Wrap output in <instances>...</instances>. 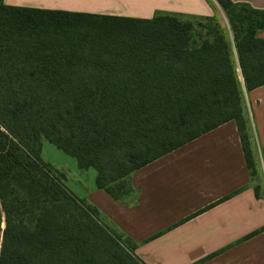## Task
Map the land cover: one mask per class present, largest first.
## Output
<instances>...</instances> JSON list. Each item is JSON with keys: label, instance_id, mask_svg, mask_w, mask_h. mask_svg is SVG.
<instances>
[{"label": "trees", "instance_id": "trees-1", "mask_svg": "<svg viewBox=\"0 0 264 264\" xmlns=\"http://www.w3.org/2000/svg\"><path fill=\"white\" fill-rule=\"evenodd\" d=\"M214 1L225 23L193 17L201 34L171 13L0 0V264H143L42 159L41 138L93 168L96 187L118 200L132 172L234 121L256 177L242 100L264 85V11Z\"/></svg>", "mask_w": 264, "mask_h": 264}, {"label": "crops", "instance_id": "crops-1", "mask_svg": "<svg viewBox=\"0 0 264 264\" xmlns=\"http://www.w3.org/2000/svg\"><path fill=\"white\" fill-rule=\"evenodd\" d=\"M231 1L264 11V0ZM2 2L13 7L147 19L161 11L177 14L173 10H189L185 13L194 17L215 14L209 0ZM257 37L264 40V30ZM242 104L254 179L236 124L230 121L132 172L127 179L131 191L121 199L96 187L93 168L82 171L76 165L75 171L72 166L75 172L67 177V187L97 209L104 227L136 245L134 255L143 264H264V85L243 90Z\"/></svg>", "mask_w": 264, "mask_h": 264}, {"label": "rangeland", "instance_id": "rangeland-1", "mask_svg": "<svg viewBox=\"0 0 264 264\" xmlns=\"http://www.w3.org/2000/svg\"><path fill=\"white\" fill-rule=\"evenodd\" d=\"M213 6V8L215 9V14L218 16V18L223 22L225 23L224 21V17L221 13V11L219 10V8L217 7L216 3L214 2V0H209ZM185 12H189V10H183ZM163 13H170V12H165V11H161ZM177 13L176 16L177 17H180L182 20H190V21H193V17L192 15H187L188 13H185V12H181V10H173L172 13ZM195 23V28L197 30V32L201 33V34H204V28L200 27L198 25V22L199 21H196L194 20L193 21ZM41 143H42V159L48 163L51 168L53 170H55V173L57 175L61 174L64 176V179L63 180V184L67 187V177L70 176V175H73V173L76 171V162L73 158H71L69 155H66L65 153H62V151L58 150L55 146H53L52 144L48 143L47 140H45L44 138H41ZM72 166L74 167V170L72 168ZM59 173V174H58ZM82 174H84V172H80ZM73 179H76V177H72ZM76 183H78V180H75ZM68 188V187H67ZM69 190V188H68ZM76 194V193H75ZM77 196V195H76ZM111 228V227H110ZM109 228V229H110ZM114 229L111 228V232H114L113 231ZM115 234L118 236L120 235L119 233H117L115 231ZM121 243L123 245H125V241L124 239L121 238Z\"/></svg>", "mask_w": 264, "mask_h": 264}]
</instances>
